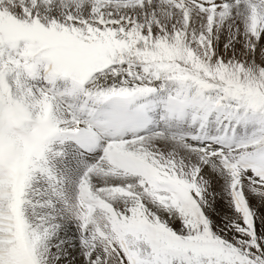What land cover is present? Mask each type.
<instances>
[{
    "label": "snow or ice",
    "instance_id": "obj_1",
    "mask_svg": "<svg viewBox=\"0 0 264 264\" xmlns=\"http://www.w3.org/2000/svg\"><path fill=\"white\" fill-rule=\"evenodd\" d=\"M0 264H264V0H0Z\"/></svg>",
    "mask_w": 264,
    "mask_h": 264
}]
</instances>
